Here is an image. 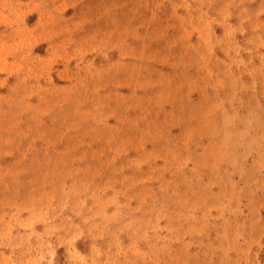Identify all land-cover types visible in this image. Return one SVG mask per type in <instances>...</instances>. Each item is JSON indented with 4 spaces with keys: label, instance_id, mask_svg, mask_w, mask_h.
Masks as SVG:
<instances>
[{
    "label": "rangeland",
    "instance_id": "obj_1",
    "mask_svg": "<svg viewBox=\"0 0 264 264\" xmlns=\"http://www.w3.org/2000/svg\"><path fill=\"white\" fill-rule=\"evenodd\" d=\"M0 264H264V0H0Z\"/></svg>",
    "mask_w": 264,
    "mask_h": 264
}]
</instances>
